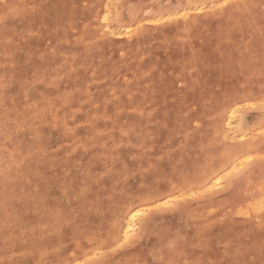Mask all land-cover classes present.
Wrapping results in <instances>:
<instances>
[{"label": "rangeland", "instance_id": "1", "mask_svg": "<svg viewBox=\"0 0 264 264\" xmlns=\"http://www.w3.org/2000/svg\"><path fill=\"white\" fill-rule=\"evenodd\" d=\"M223 3L0 0V264H264V0Z\"/></svg>", "mask_w": 264, "mask_h": 264}, {"label": "bare ground", "instance_id": "2", "mask_svg": "<svg viewBox=\"0 0 264 264\" xmlns=\"http://www.w3.org/2000/svg\"><path fill=\"white\" fill-rule=\"evenodd\" d=\"M127 1V0H126ZM103 2V1H102ZM107 2V1H106ZM112 3H114V2H112ZM116 3V2H115ZM124 3V2H123ZM99 5V4H98ZM105 5V4H104ZM262 6V5H261ZM110 7V6H109ZM115 7V6H114ZM262 8V7H261ZM110 9V8H109ZM121 11V10H120ZM116 12V11H115ZM121 13V12H120ZM119 16V15H118ZM252 16V15H251ZM120 17V16H119ZM155 21V20H154ZM159 21V20H158ZM153 23V22H152ZM158 23V22H157ZM252 34H254V33H252ZM255 60V59H254ZM261 74V73H260ZM264 74V73H263ZM261 76V75H260ZM262 77V76H261ZM264 78V77H263ZM43 79V78H42ZM263 80V79H262ZM44 82V81H43ZM260 82H261V80H260ZM261 84V83H260ZM258 86V85H257ZM260 86V85H259ZM259 86H258V88H259ZM245 88V87H244ZM246 88H247V86H246ZM264 131V130H263ZM262 131V132H263ZM261 133V132H260ZM257 137V136H256ZM256 139V138H255ZM258 154H260V153H258ZM256 155V157H257V154H255ZM254 155V156H255ZM261 157V156H260ZM264 157V156H263ZM247 158V157H246ZM249 158V157H248ZM262 158V157H261ZM240 163V162H239ZM259 166V165H258ZM257 167V166H256ZM260 167V166H259ZM253 169V168H252ZM249 170V169H248ZM251 170V169H250ZM114 171H116V170H114ZM247 172V171H246ZM222 179V178H221ZM218 181V180H217ZM220 181V180H219ZM214 182V181H213ZM216 182V181H215ZM217 185V184H216ZM254 205V204H253ZM258 206V205H257ZM263 206H264V204H263ZM240 208V207H239ZM263 208V207H262ZM235 210H238V209H235ZM255 210H257V208L255 209ZM264 210V209H263ZM257 211H259V210H257ZM132 212V211H131ZM234 212H236V211H234ZM137 212H132L131 214H130V219H129V222H128V224H127V226L125 227L126 229H129L130 227H131V221L135 218V214H136ZM257 214V213H256ZM245 218V217H244ZM254 218H256V217H254ZM256 220V219H255ZM258 221V220H257Z\"/></svg>", "mask_w": 264, "mask_h": 264}, {"label": "snow or ice", "instance_id": "3", "mask_svg": "<svg viewBox=\"0 0 264 264\" xmlns=\"http://www.w3.org/2000/svg\"><path fill=\"white\" fill-rule=\"evenodd\" d=\"M227 4H228V0H224V3L223 4H221V5H219L220 7H226L227 6Z\"/></svg>", "mask_w": 264, "mask_h": 264}]
</instances>
